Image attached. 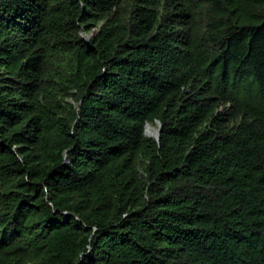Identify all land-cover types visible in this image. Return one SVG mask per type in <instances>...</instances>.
<instances>
[{
	"label": "trees",
	"instance_id": "trees-1",
	"mask_svg": "<svg viewBox=\"0 0 264 264\" xmlns=\"http://www.w3.org/2000/svg\"><path fill=\"white\" fill-rule=\"evenodd\" d=\"M0 264H264V0H0Z\"/></svg>",
	"mask_w": 264,
	"mask_h": 264
},
{
	"label": "bare ground",
	"instance_id": "bare-ground-1",
	"mask_svg": "<svg viewBox=\"0 0 264 264\" xmlns=\"http://www.w3.org/2000/svg\"><path fill=\"white\" fill-rule=\"evenodd\" d=\"M146 135L151 137L156 135V128L152 127L151 125L146 126Z\"/></svg>",
	"mask_w": 264,
	"mask_h": 264
},
{
	"label": "water",
	"instance_id": "water-1",
	"mask_svg": "<svg viewBox=\"0 0 264 264\" xmlns=\"http://www.w3.org/2000/svg\"><path fill=\"white\" fill-rule=\"evenodd\" d=\"M146 126H149V124H146ZM159 133H160V130L158 128H156V135L155 136H151V137L155 138V140H159ZM145 135H146V133H145Z\"/></svg>",
	"mask_w": 264,
	"mask_h": 264
},
{
	"label": "rangeland",
	"instance_id": "rangeland-1",
	"mask_svg": "<svg viewBox=\"0 0 264 264\" xmlns=\"http://www.w3.org/2000/svg\"><path fill=\"white\" fill-rule=\"evenodd\" d=\"M80 34L82 35V37H83L84 39H87V36L84 34L83 31H81ZM145 130H146V127H145ZM145 133H146V131H145Z\"/></svg>",
	"mask_w": 264,
	"mask_h": 264
}]
</instances>
